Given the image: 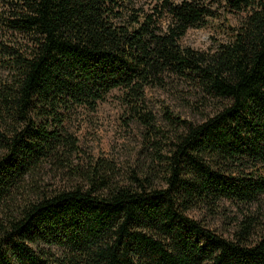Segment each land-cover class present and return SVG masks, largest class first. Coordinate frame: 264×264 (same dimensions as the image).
Here are the masks:
<instances>
[{"label": "trees", "instance_id": "obj_1", "mask_svg": "<svg viewBox=\"0 0 264 264\" xmlns=\"http://www.w3.org/2000/svg\"><path fill=\"white\" fill-rule=\"evenodd\" d=\"M224 14L225 41L182 45ZM146 89L200 120L163 130ZM111 91L143 128L128 175L67 128ZM263 200L264 0H0V264H264ZM224 204L227 237L189 216Z\"/></svg>", "mask_w": 264, "mask_h": 264}, {"label": "rangeland", "instance_id": "obj_2", "mask_svg": "<svg viewBox=\"0 0 264 264\" xmlns=\"http://www.w3.org/2000/svg\"><path fill=\"white\" fill-rule=\"evenodd\" d=\"M241 17L242 14H224L217 19L208 20L202 28L188 30L181 43L195 50H206L214 42L225 41L227 28L236 27ZM119 95V92L111 91L93 112L79 110L67 128L77 139L81 151L80 157L87 155L92 159L101 157L110 160L123 175H128L143 162L142 155L145 144L143 128L135 121L127 120L125 108L118 100ZM176 97L174 91L171 93V91L164 92L158 89L145 90L146 106L153 113L156 125L163 130L168 129L162 117L163 108L168 109L172 116L181 119L191 122L200 120L199 117L191 115ZM81 161L83 160L81 159ZM46 181L52 183L53 186L61 184L57 178L53 182L48 178ZM263 203L264 200L261 203L262 207H264ZM223 210L222 216L218 215L214 218L207 217L199 211H192L189 216L201 221L206 227L223 237H227L230 228L226 226L228 221L226 218L234 216L236 212L233 207H229L227 204H224ZM262 213L264 215V209Z\"/></svg>", "mask_w": 264, "mask_h": 264}]
</instances>
